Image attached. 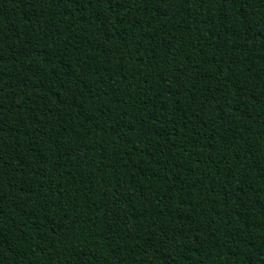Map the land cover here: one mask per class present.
<instances>
[{
    "label": "trees",
    "instance_id": "16d2710c",
    "mask_svg": "<svg viewBox=\"0 0 264 264\" xmlns=\"http://www.w3.org/2000/svg\"><path fill=\"white\" fill-rule=\"evenodd\" d=\"M0 240H264V0H0ZM0 264H264V241H0Z\"/></svg>",
    "mask_w": 264,
    "mask_h": 264
}]
</instances>
